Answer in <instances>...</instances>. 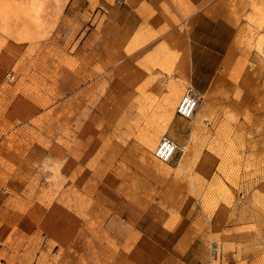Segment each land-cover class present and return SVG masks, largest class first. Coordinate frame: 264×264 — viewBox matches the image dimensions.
I'll return each instance as SVG.
<instances>
[{
    "label": "rangeland",
    "instance_id": "374dc122",
    "mask_svg": "<svg viewBox=\"0 0 264 264\" xmlns=\"http://www.w3.org/2000/svg\"><path fill=\"white\" fill-rule=\"evenodd\" d=\"M96 1L0 0V264H264V21L184 119L117 96L132 54Z\"/></svg>",
    "mask_w": 264,
    "mask_h": 264
},
{
    "label": "crops",
    "instance_id": "0c3cea01",
    "mask_svg": "<svg viewBox=\"0 0 264 264\" xmlns=\"http://www.w3.org/2000/svg\"><path fill=\"white\" fill-rule=\"evenodd\" d=\"M86 1L89 7L97 4L96 0ZM100 3L106 7L115 4L117 55L132 54L116 65L118 97H136L137 89L143 93L139 97H172L174 102L189 89L207 98L209 94L223 96L221 87L237 68L234 59L241 53V40L252 28L250 21H264V0ZM173 105L170 108L174 109ZM181 123V118H175L170 131ZM172 140L181 144L173 136Z\"/></svg>",
    "mask_w": 264,
    "mask_h": 264
},
{
    "label": "built area",
    "instance_id": "2783aa9c",
    "mask_svg": "<svg viewBox=\"0 0 264 264\" xmlns=\"http://www.w3.org/2000/svg\"><path fill=\"white\" fill-rule=\"evenodd\" d=\"M200 100V95L196 94L192 89H189L188 93L182 97L178 105L177 114L184 119H191L199 107ZM181 150L174 141L163 136L155 150V157L163 163H168Z\"/></svg>",
    "mask_w": 264,
    "mask_h": 264
},
{
    "label": "bare ground",
    "instance_id": "6f19581e",
    "mask_svg": "<svg viewBox=\"0 0 264 264\" xmlns=\"http://www.w3.org/2000/svg\"><path fill=\"white\" fill-rule=\"evenodd\" d=\"M187 93H188V92H187ZM187 93H186V94H187ZM201 98H202L204 101H206V96H201L200 99H201ZM180 101H181V100H180ZM178 105H179V104H178ZM177 108H178V107H177ZM176 112H177V111H176ZM157 146H158V145H157ZM156 148H157V147H156ZM184 149H185V148H184ZM154 155H155V152H154Z\"/></svg>",
    "mask_w": 264,
    "mask_h": 264
}]
</instances>
